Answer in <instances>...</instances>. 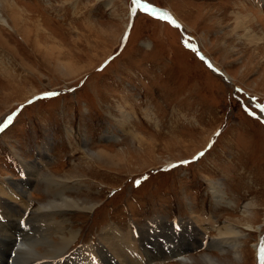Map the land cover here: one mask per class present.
Instances as JSON below:
<instances>
[{
	"label": "rangeland",
	"instance_id": "obj_1",
	"mask_svg": "<svg viewBox=\"0 0 264 264\" xmlns=\"http://www.w3.org/2000/svg\"><path fill=\"white\" fill-rule=\"evenodd\" d=\"M142 1L2 0L0 264H264V0Z\"/></svg>",
	"mask_w": 264,
	"mask_h": 264
},
{
	"label": "bare ground",
	"instance_id": "obj_2",
	"mask_svg": "<svg viewBox=\"0 0 264 264\" xmlns=\"http://www.w3.org/2000/svg\"><path fill=\"white\" fill-rule=\"evenodd\" d=\"M6 11H9V14H7V12ZM10 11H11V13H10ZM26 13H28V12H26L23 8H16V7H13V6H11V5H9V4H5L4 2H2V0H0V26H7L9 29H11V30H14L15 28H17V29H19V27L17 26V25H15V23L17 24V22L18 21H20V19H22L23 17H24V14H26ZM242 13V12H241ZM241 13L240 12H238L237 13V17H235V22H236V27L237 28H243V29H246L247 31H248V33L250 32L251 33V31L253 32V34L252 35H250V37H252L253 39H255L256 41H260L261 43H263L264 42V39H263V36H259V34H258V32H256L255 31V29L253 28V26H252V24H251V19H248V18H250L249 16L252 14V13H250V14H246V15H241ZM9 15V16H8ZM247 18V19H246ZM8 19H10V21L12 22V23H14L13 24V26H11V23H10V21H8ZM40 23V22H39ZM26 24V23H25ZM41 25V24H40ZM39 25V26H40ZM42 26V25H41ZM23 30V31H22ZM22 30H21V32H22V34H24V37H25V39L27 40V42L29 41L28 40V38L27 37H29V34H30V32H32V30H30L29 28H22ZM42 32V31H41ZM49 33V32H48ZM4 35H3V33H2V30H0V40H4L5 42H7L6 41V39L3 37ZM30 39V38H29ZM252 39V40H253ZM35 41V40H34ZM8 45V47H10L11 46V48L12 49H14V50H16L15 48H14V46H12V45H9V44H7ZM38 47H42V45H40V44H38V43H36V49H38ZM261 47H264V45H262ZM10 48V49H11ZM47 49V48H46ZM56 48H54V47H51L50 48V51H46V55H43V56H45V58H47V59H50L51 61H54L53 60V57L54 56H56V57H58V58H60V49L59 48H57L58 49V53H55L54 52V50H55ZM41 50V48H39V51ZM17 51V50H16ZM61 59V58H60ZM56 60V61H54L55 62V67L56 68H62V67H65L66 68V71L67 72H70V70H72V71H74L75 73L76 72H78L79 70L78 69H76L75 68V66H74V64L72 63V62H63V61H61V60ZM46 60V59H45ZM71 74V73H70ZM76 75V74H75ZM226 80V79H225ZM227 82H228V80H226ZM28 96V95H27ZM32 96V95H31ZM124 113V117L126 118L125 120H127L128 118H129V116H130V114L128 113V112H126V111H124L123 112ZM128 122V121H127ZM140 139V137L138 136L137 137V139ZM104 152V150H100V151H98L97 152V155L98 154H102ZM14 181V180H13ZM9 187V186H8ZM25 191V190H24ZM21 200V199H20ZM26 200V199H25ZM64 203L65 204H71L70 206L71 207H74V208H83V209H87V208H90V207H80V204L77 202V200H74V198L73 199H70V198H68L67 196H66V198H64ZM62 201V202H63ZM90 202H92V201H90ZM95 202V201H94ZM87 203V202H86ZM89 203V202H88ZM93 203V202H92ZM20 205V204H19ZM95 205V204H94ZM1 206V205H0ZM68 205H66V207H67ZM82 206V205H81ZM248 206H249V204H248ZM70 207V208H71ZM55 208H61L60 207V205H57ZM68 208V207H67ZM50 213V212H49ZM55 213V212H54ZM53 214V213H52ZM56 214H59V213H56ZM205 220V219H204ZM207 220V219H206ZM177 221H180V220H177ZM209 221V220H208ZM51 222V221H50ZM176 222V221H175ZM209 223V222H208ZM32 225V224H31ZM225 225H226V223H225ZM9 226L10 225H8V224H5V227L8 229L9 228ZM58 228V227H57ZM202 228H204V227H202ZM54 230H55V228H54ZM236 230L237 229H234L233 227H232V225L230 224L229 226H228V230L224 233V237L226 238V240L224 241V240H220V238H217V240H216V242H218L219 240H220V244H224V243H226L227 245L228 244H231V235L232 234H235L236 233ZM5 232V231H4ZM104 233V235L105 236H108L107 235V232L106 231H104L103 232ZM49 234V233H48ZM240 234H241V232H240ZM24 235V234H23ZM114 235V234H113ZM42 237V236H41ZM44 237V236H43ZM111 237V236H110ZM114 237V236H113ZM2 238H4V240L5 241H8V240H12V239H14L13 240V242H12V248H11V254L9 255V257L7 256V259H5L4 257H2V260L4 261V263L5 264H10V261H11V259H13V257H15L16 255H17V253H19V252H22V250L24 249L22 246H24V245H26V251H28V249H29V243L27 242V241H25V240H21V239H19V238H17V237H13V236H10V235H8V234H5V236L4 237H2ZM104 239V238H103ZM16 240H18V242H16ZM62 242H65V243H67V242H69L70 241V237H67V236H64L63 238H62ZM102 240V239H101ZM53 242H56V241H50L49 242V245L50 246H52V247H54L55 248V250L54 251H61L62 249H63V246H60L61 244H60V242H59V244H53ZM24 243H26V244H24ZM120 243H121V241H120ZM201 243V242H200ZM1 244H2V242H1ZM201 245H203V243H201ZM49 246V247H50ZM65 246V245H64ZM84 246V245H83ZM121 246V245H120ZM122 246H125V245H122ZM23 248V249H22ZM47 248V247H46ZM65 248V247H64ZM124 248V247H123ZM79 249L81 250V248L79 247ZM173 249V248H172ZM221 249V248H220ZM47 251V250H46ZM169 251V253H168V255L169 256H171L172 258H176L175 260H180L183 264H192V260L191 259H188V258H184V257H180V256H178L179 254H181V255H185V252H186V250H182V251H174V250H168ZM167 251V252H168ZM62 252V251H61ZM25 253H29V256L30 257H28V258H43L44 256L46 257V256H50V255H42V254H40V252L36 249V247H35V245H31V247H30V249H29V251L28 252H25ZM84 253V252H83ZM55 256V255H54ZM26 257V256H25ZM51 257V256H50ZM81 257H82V255H81ZM86 257V256H85ZM16 258V257H15ZM84 258V257H83ZM166 258V256H164V255H160V256H158V257H149V261H154V260H164ZM183 258V259H182ZM204 258V257H203ZM45 260H47V259H44V261ZM76 260V259H75ZM88 260V259H87ZM91 260V259H90ZM263 261H264V258H263ZM90 262V261H89ZM205 262L207 263V264H221L219 261H218V259H215V258H213V257H210V256H208L207 257V259L205 260ZM13 263V262H12ZM45 263V262H44ZM150 262H148V260H146V259H144V258H141L139 261H137V263L136 264H149ZM19 264H20V262H19ZM38 264V263H37Z\"/></svg>",
	"mask_w": 264,
	"mask_h": 264
},
{
	"label": "water",
	"instance_id": "obj_3",
	"mask_svg": "<svg viewBox=\"0 0 264 264\" xmlns=\"http://www.w3.org/2000/svg\"><path fill=\"white\" fill-rule=\"evenodd\" d=\"M134 2L135 3H137V4H140V5H143V6H146V7H150V6H148L146 3H144L142 0H134ZM150 8H155L156 9V7H150ZM158 9V8H157ZM170 19L174 22V23H176L177 25H179V27L180 28H182V24L178 21V20H176L172 15L170 16ZM184 32V31H183ZM184 36L185 37H187L186 35H185V33H184ZM197 49H198V47H197ZM199 53H200V55L201 56H203L205 59H208L207 58V56H205L201 51H199ZM210 62V64L213 66V68L218 72L219 70L211 63V61H209ZM220 73H221V71H219Z\"/></svg>",
	"mask_w": 264,
	"mask_h": 264
},
{
	"label": "snow or ice",
	"instance_id": "obj_4",
	"mask_svg": "<svg viewBox=\"0 0 264 264\" xmlns=\"http://www.w3.org/2000/svg\"><path fill=\"white\" fill-rule=\"evenodd\" d=\"M48 95H55L54 93H52V94H48ZM29 103H31V101L29 102ZM217 135H219V133H217ZM201 156H203L204 155V153H201L200 154ZM183 163H188L187 161H185V162H183Z\"/></svg>",
	"mask_w": 264,
	"mask_h": 264
},
{
	"label": "trees",
	"instance_id": "obj_5",
	"mask_svg": "<svg viewBox=\"0 0 264 264\" xmlns=\"http://www.w3.org/2000/svg\"><path fill=\"white\" fill-rule=\"evenodd\" d=\"M173 25V24H172Z\"/></svg>",
	"mask_w": 264,
	"mask_h": 264
}]
</instances>
